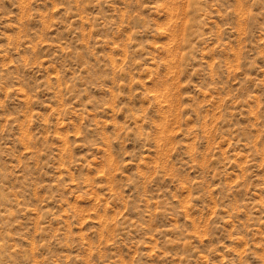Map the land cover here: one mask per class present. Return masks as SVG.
I'll return each mask as SVG.
<instances>
[{
    "label": "rangeland",
    "instance_id": "1",
    "mask_svg": "<svg viewBox=\"0 0 264 264\" xmlns=\"http://www.w3.org/2000/svg\"><path fill=\"white\" fill-rule=\"evenodd\" d=\"M0 264H264V0H0Z\"/></svg>",
    "mask_w": 264,
    "mask_h": 264
}]
</instances>
